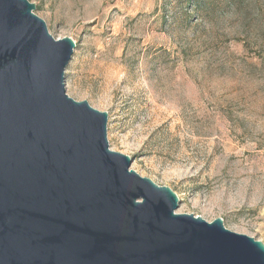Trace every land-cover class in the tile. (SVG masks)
Returning a JSON list of instances; mask_svg holds the SVG:
<instances>
[{
	"label": "rangeland",
	"instance_id": "obj_1",
	"mask_svg": "<svg viewBox=\"0 0 264 264\" xmlns=\"http://www.w3.org/2000/svg\"><path fill=\"white\" fill-rule=\"evenodd\" d=\"M76 44L65 91L176 213L264 244V0H28Z\"/></svg>",
	"mask_w": 264,
	"mask_h": 264
},
{
	"label": "water",
	"instance_id": "obj_2",
	"mask_svg": "<svg viewBox=\"0 0 264 264\" xmlns=\"http://www.w3.org/2000/svg\"><path fill=\"white\" fill-rule=\"evenodd\" d=\"M0 0V264H264V244L130 169L108 113L65 91L75 41Z\"/></svg>",
	"mask_w": 264,
	"mask_h": 264
}]
</instances>
